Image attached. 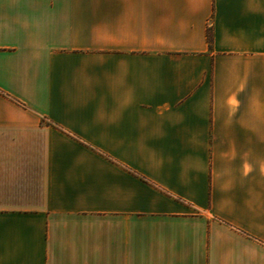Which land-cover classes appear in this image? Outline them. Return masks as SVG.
<instances>
[{
	"label": "crops",
	"instance_id": "crops-1",
	"mask_svg": "<svg viewBox=\"0 0 264 264\" xmlns=\"http://www.w3.org/2000/svg\"><path fill=\"white\" fill-rule=\"evenodd\" d=\"M0 264H264V0H0Z\"/></svg>",
	"mask_w": 264,
	"mask_h": 264
},
{
	"label": "trees",
	"instance_id": "trees-1",
	"mask_svg": "<svg viewBox=\"0 0 264 264\" xmlns=\"http://www.w3.org/2000/svg\"><path fill=\"white\" fill-rule=\"evenodd\" d=\"M211 38V36H209Z\"/></svg>",
	"mask_w": 264,
	"mask_h": 264
}]
</instances>
